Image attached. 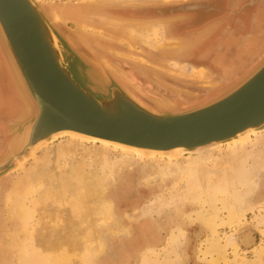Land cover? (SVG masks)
Instances as JSON below:
<instances>
[{"label":"bare ground","instance_id":"6f19581e","mask_svg":"<svg viewBox=\"0 0 264 264\" xmlns=\"http://www.w3.org/2000/svg\"><path fill=\"white\" fill-rule=\"evenodd\" d=\"M139 1L141 0H86V6L83 7L59 9L55 7L48 10V12L50 15L55 14L58 16L64 14L75 17L78 23L77 26L75 25L76 28L74 30L79 33L86 31L90 32V30L82 26V18L88 17L89 19L91 16H98L96 18L100 19L97 21L103 24L101 25L104 26L105 30L108 29L109 31L105 33L103 31V35L99 36V33L93 28L91 31L92 36H98L104 42H114L117 32L127 30L132 23L139 24L143 22H139V19L136 21L135 19V21L131 20L128 21L130 23L127 22L128 24L123 25L121 19L109 17L107 13L103 14L106 10L107 12L110 11L106 6L125 5L134 2L138 5ZM144 1V5L145 3H149V5H153L154 7H158L157 5H167V3H164V0H155V2L153 0ZM80 15H83V17H80ZM93 19L91 18V20ZM155 29L157 28L154 25H145L142 28H129L128 33L132 31L129 35L136 41L143 42L145 37L149 36L152 32L155 33ZM162 35H160V40L163 41L165 39L163 43H149L158 51L165 53L170 52L177 56L183 54L184 51L188 49L182 36V38H170L167 33ZM77 41L81 42L82 39L78 37ZM178 65L177 63L173 64L174 67H180ZM183 69L188 73L190 72L192 76L189 75V78L193 77L195 75L194 73H198L200 78L196 81L211 83L212 76L206 71L188 67H183ZM4 83H6V81ZM8 86L10 90L12 89L19 107L16 116L14 119L12 118L13 120L10 122L12 123L16 120H22L33 116L34 108L28 100L24 86L20 84L14 87L12 82ZM13 95L9 96L11 103ZM13 103L17 104L16 101H13ZM163 103L165 105L173 102L166 98L159 97L156 105H162ZM59 134L60 137H58L61 140L64 138L70 139L73 143H77V145L91 143L93 145H100L104 148L114 149L115 152L117 151L122 154V158L120 156V159L109 162L106 155L105 157L97 156V159L100 160L99 167H97L98 164H92L94 168H97L95 176L89 172L72 171L71 174L65 178V176L51 175L50 170H48V168L43 169L41 165H36V167L31 168H23L22 166L20 168L22 170L20 171L23 173L21 172L22 174L19 173V175L14 176L9 190H7L4 195H0V225L8 222V225L11 227L7 235L6 232L0 231V264H14L13 261L16 259V264H97V260L106 250L104 240L99 237L94 241H88V243H91L90 246L84 247L87 243L82 246L79 243V238L81 236L80 225L74 223L71 224L69 230L66 232L59 231L61 230L60 223L52 233L48 234V232L42 231L40 227L41 222H37L36 214L45 202L42 203L41 200H37L39 197L43 198L47 195H59L64 196V201L67 205L76 206L79 203H83L87 208L85 213L91 215L89 217H82L83 222H85V227L88 228V230L92 222L91 218L95 215L96 219L93 220V223L95 222L93 229L94 235H99V233H96L97 229L104 230L109 227V234L113 236L120 235L121 230L118 226L119 224L116 222L114 202L113 199L110 198L109 192L127 168L133 166V162L137 158L150 161L165 160L169 163L168 166L159 168L158 174L155 175V177L151 176L146 178L144 183L153 182L158 178L163 182H173L175 180V186L170 192L168 199L155 197L151 200L148 206L144 208L143 215L145 217H153V215L161 216L164 214L165 209L168 208L184 209L190 207L192 211L184 216L186 218L185 220L188 224H201L209 235L208 238L201 243L200 259L209 264H231L234 259H230L229 251H232L233 258L236 259L239 256V251L241 249L240 243L238 242L239 239L230 235L226 238L225 242H222L219 232L225 228L240 226L239 224L242 223L241 221L246 218L247 214L250 212L252 213L258 207L255 203L264 201V195L260 200L258 198L259 201L255 199L260 191V182L264 171V130H250L238 136L240 138H235L226 142L224 145H212L207 148L190 151L189 153H185L186 150L181 148L166 152L148 151L70 131ZM54 137L57 136L55 135ZM255 139H257L256 142H254ZM23 142L24 137L15 138L12 141L9 139L7 143L9 144V151H15ZM222 149H227L228 152L222 153L219 157L213 159L214 151H222ZM70 150V148H66L65 146L60 147L58 156L64 157L70 154ZM210 152H212V154H210ZM204 153H209V155L202 157L201 155ZM44 157H46L45 154L41 157H36L33 161H35V163L44 160L50 161L49 158L45 159ZM2 181H4V179H2ZM2 181L0 183H2ZM97 197H100V199L98 202H95V198ZM4 212H6V220L3 217ZM181 218L182 216L177 217V221L179 224L183 225L184 222ZM262 218L263 220L259 225H264V217ZM43 225L46 226V224ZM179 226L174 228L169 234L167 241L169 246H179L181 238L184 239L186 237V232ZM22 229H28V233L30 232L27 234V237L20 234ZM124 231L128 232L126 229ZM260 233L264 236V229H262ZM5 235L7 238H2V236ZM241 242L246 246H250L252 244V239L245 236ZM181 255L182 254L179 255L175 253L174 256H168L162 260L157 257L156 249H149L142 257L141 264H183L184 258ZM263 263L264 237L255 248L253 259L243 260V264Z\"/></svg>","mask_w":264,"mask_h":264},{"label":"water","instance_id":"95a60500","mask_svg":"<svg viewBox=\"0 0 264 264\" xmlns=\"http://www.w3.org/2000/svg\"><path fill=\"white\" fill-rule=\"evenodd\" d=\"M53 8L39 0H0L3 63L34 108L33 116L10 125L9 139L24 142L15 151L7 144L0 182L66 131L148 151L189 153L264 130V57L206 103L184 110L173 103L157 106L77 41L49 14Z\"/></svg>","mask_w":264,"mask_h":264},{"label":"rangeland","instance_id":"374dc122","mask_svg":"<svg viewBox=\"0 0 264 264\" xmlns=\"http://www.w3.org/2000/svg\"><path fill=\"white\" fill-rule=\"evenodd\" d=\"M39 1L43 4H50L56 7L57 9L67 8V7L77 8V7L86 6V0H39ZM169 1L170 0L167 1L164 0V3H167ZM171 1L172 3H175V5H167L164 7H157V8L145 7V6H149V3H145L144 5L143 4L145 2L144 0L139 1L138 5L136 2H134L125 5L106 6L108 9H110V11H108L109 12L108 13L107 10L105 9L106 12L104 11L105 13L103 12V14L107 13V16L109 17L121 19L123 25L130 23L128 21L131 20L135 21V19L136 21H138L139 19V22L140 21L143 22L139 24L132 23V25L129 28H135V27L142 28L145 25L156 26L157 29H155V33L152 32L151 34H149V36L144 38L143 42L136 41L131 35H129V33L132 32L129 31L128 33L129 28L125 30L126 32L125 31L117 32L116 39L113 37L114 42L113 41L104 42L100 37L92 36L91 31L93 28L96 29V32L99 33V36L103 35V31L104 33L109 31L108 29L105 30L104 26H102L103 24L97 21L100 19V18H96L98 16H93V17L91 16L89 17V19L88 17L87 18L84 17L85 19L82 18L81 19V22H83L82 26L86 27L88 30H90V32L86 31L80 33L74 30L78 23L75 17H70L64 14L63 15L60 14L58 16L61 21L62 20L64 21V22L62 21V23L70 31V34L72 36L74 35L80 37L82 39L83 45H85L90 50H92L93 53L100 60H102L109 68H111L117 75L120 76V79L124 81L126 80L125 81L126 83L129 82L130 86L133 87V90L136 93H138L140 96H142L145 100H148L152 104L157 102V100H151L145 94L140 92V89L137 88V85H134L131 79L135 78V76L140 78L139 83L145 88L147 87L148 89H152L154 87H160V89L166 91L175 98L181 96L196 100V103L183 105L181 104L182 103L181 99H171L173 104H177L180 109L183 110L191 109L193 107L206 103L210 99L214 98L215 96L219 95L224 90L232 86L233 85L232 83L236 81L235 79L236 77L232 78L231 81L227 83L226 81L224 82L223 80L224 79L226 80L236 72L238 74V68L224 69V67L219 62L218 60L219 56H217V54L220 55L224 53L223 50L227 51V49L216 48L217 49L216 53L209 52V54H207L205 46L199 43L200 44L198 47L199 49H197L196 51L200 52V50H204L206 54L202 56L200 55V53H197L196 51L195 52L193 51L191 53V51L194 50V48L197 47L198 44L194 45L192 44V42L189 43V41H185L188 46L187 47L188 49L184 51L183 54L176 56L175 54H172L170 52L165 53L153 48L150 45L153 42H159V43L164 42L165 39L164 40L162 39L163 41L160 40V35L164 33H167L170 38L177 37L176 32L173 33L171 31L172 23H174V27L177 28L185 24L184 22L186 20H184V18L186 17L187 14L189 16H193L192 15L193 11L184 12L185 9L184 10H180V9L185 7L191 8V5L199 0H190V1L171 0ZM190 8L188 9L192 10ZM166 12L167 14L180 13L178 15L184 17L176 16L172 19L165 18L164 15L166 14ZM81 16L83 17V15H80V17ZM91 18L94 19L91 20ZM189 18L193 19L192 17ZM181 29H183V31L185 32L184 28ZM71 35H69L70 38H72ZM202 36L203 35H201L199 39H201ZM255 52L256 50H254L251 53L253 54L252 57H248L244 61L247 62L246 64L249 67L253 64V62L255 63L258 62L259 61L258 58L264 57V53L261 54L259 57L260 53L256 54ZM190 56L196 61L195 63H190V64L185 63V59H187ZM196 56L197 59L194 58ZM226 56H229L230 58L233 57L235 58V55H231L229 53H227ZM0 59H1L0 65L1 68H3L4 66L2 65L4 63L1 54H0ZM232 61H234L233 63L234 67L240 66L239 64L241 61H239L238 63L235 62L236 61L235 59H233ZM176 63L179 64L178 66L180 67H174L173 64ZM252 66H254V64ZM183 67H188L192 69H195L194 67L204 68L206 70L208 69L209 71H212L215 76L212 77L210 84L204 83L202 81H196L197 79L200 78V75L198 73H194L195 77L193 76L189 78V75L190 76L192 75L190 74V72L188 73L186 70H184ZM212 68H215V70H213ZM204 69L202 70L206 71ZM4 71L6 70L4 69L3 72ZM221 78L224 79L222 80ZM10 83L11 82H9V84ZM11 95H13L12 89H11ZM12 97H13L12 102L16 101L17 103L15 95H13ZM159 97L166 98L164 96H159ZM15 105L17 106L16 109H18L19 108L18 103ZM5 107H7V105ZM10 125L11 123L8 124L7 128L3 129L6 135H5V142L1 144L0 157L3 155L9 140L8 133L10 131ZM256 141L257 139H255L254 142ZM64 146L66 148L71 149L70 154H67L64 157L58 156L59 148ZM44 148L43 149L45 151L42 149L43 151L42 150L39 151L36 157H41L43 156V154H45L46 157L44 158L45 159L49 158L51 162L44 160L42 162L35 163L33 159H35L36 157H34L27 160L24 163L23 168H31V167H36V165H41L43 169L48 168V170H50L51 172V175L55 174L57 176H65V178H67V176L71 174L72 171L87 172V173L89 172L90 174L92 173L93 176H95L97 173L96 172L97 168L96 167L94 168L92 164L95 165L98 164L97 167H99L100 160L97 159V156L105 157L106 155L109 162L112 161L114 162L116 159H120V156L122 158V154L118 153L117 151L115 152L114 149L104 148L101 147L100 145H93L91 143L77 145V143H73L70 139H65V138L62 140L59 139L55 143H51L50 145ZM227 152H228L227 149H222V151L221 150L214 151L213 159L215 157H219L222 153H227ZM210 154H212V152H210ZM208 155L209 153H204L201 156L206 157ZM168 165L169 163L165 160L150 161V160L137 158L134 160L133 166L131 168H127V170L119 177L115 185L111 188L109 192V196L110 198L113 199L114 202V207H115L114 212L117 220L116 222L117 224H119L118 226L120 227L121 230L120 235L113 236L109 234L108 229L110 227L104 230L97 229L96 233H99V235L98 236H96V234L94 235L93 229L95 222L93 223V220L96 219L95 215H93L91 218L92 222L90 223V229L88 230V228L85 227V222H83L82 217L83 216L89 217L91 215L89 213H85V210L87 208L84 206V204L79 203L76 206L67 205L66 202L64 201V196H59V195H54V196L47 195L43 198L42 197L38 198L37 201L41 200V202L42 203L45 202V204L39 209V212L36 214L37 217L36 219L38 220L37 222L38 223L41 222V226H40L41 230L48 232V234L54 232L55 228L59 223L61 229L59 231L62 232L68 231L72 223L80 225L81 236L79 238V243L82 246L87 243V245H84V247L90 246L91 243H88V241H94L96 238L99 237L103 239L106 245V250L105 253L102 254L97 260V264H141L142 257L148 252L149 249H156L157 257H159V259L162 260L167 258L168 256H174L175 253H178L179 255L182 254L181 256L184 258L183 264H209L208 262L202 261L200 259L201 243L204 242V240L207 239L209 235L207 231H205V229L201 226V224L199 223L188 224V222L185 220L186 218L184 216H186L189 212L192 211L190 207L184 209L168 208L165 209L164 214H162L161 216L153 215V217L152 216L145 217L143 215L144 208L148 206L151 200H153L155 197H161L167 200L170 192L173 190V187L175 186L174 184L175 180L173 182L172 181L163 182L158 178L153 182L151 181L149 183H144L146 178L151 176L155 177V175L158 174L159 168L166 167ZM20 170L22 169L19 168L14 172L10 173V175L6 176L4 178V181L0 183V195H4V193L7 192V190H9L10 184L14 176L19 175V173L20 174L23 173ZM260 184H261L260 191L255 198L256 200H258V198L260 200V198H262V196L264 195V171L262 173ZM99 199L100 197L95 198V202H98ZM261 202L255 203L258 207L252 213L250 212L247 214L246 218H244L241 221L242 223L239 224L240 226L225 228L220 230L219 232L220 234L219 236L222 242H225L226 238L230 235L239 239L238 242L240 243V248H241L239 251V256L235 259L233 258V254L231 253L232 251L231 250L229 251L230 259L231 258L234 259V261H232L231 264H243L244 259L252 260L254 257L255 248L258 246V244H260L261 240L264 237L260 233L261 230L264 229V225L262 224L259 225L263 220L262 217H264V201ZM181 216H182L181 219L184 222L183 225L179 224L177 221V217H181ZM3 217L6 220V212L3 213ZM43 224H46V226H44ZM178 226L182 227L183 230L186 232L185 235L186 237L184 239L181 238L179 246L178 245L177 247L169 246L167 244L169 234L174 228H177ZM125 229L128 232H125L124 231ZM10 230L11 227L8 225V222L4 224L2 223V225H0V231L6 232V235L7 233L9 234ZM20 232H21L20 234H22L24 237H27L28 236L27 234L30 233V232L28 233V229H22ZM6 235L2 236V238L6 239L7 238ZM245 236H248L252 239V244L250 246H246L241 242ZM16 261L17 259L13 261L14 264H16Z\"/></svg>","mask_w":264,"mask_h":264},{"label":"flooded vegetation","instance_id":"af4514ba","mask_svg":"<svg viewBox=\"0 0 264 264\" xmlns=\"http://www.w3.org/2000/svg\"><path fill=\"white\" fill-rule=\"evenodd\" d=\"M235 1L236 0H199L197 2H194L191 5V8L190 7L181 8L180 10L185 9L184 12L193 11L192 12L193 16H189L187 14L186 17L184 18V20L186 21L185 22L183 21L185 24L177 28L171 27V31L173 33L176 32L177 38L183 37V39L185 41H189V43L192 42V44L194 45L198 44L197 47H195L196 49L194 48V50H192L191 53L199 49L198 47L200 44H203L205 46L207 54H209V52L216 53L217 52L216 48L223 49L219 35L223 36V35L229 34V35H232V37H234V32H236L235 30L240 31V33H244L249 38H252L255 35L256 42L260 46H258V44H256L257 45L256 47L255 45H252L250 46V50H253L254 48L257 52L260 51V53L261 52L264 53V22L263 20H261V22H258L259 27H260L258 28V30H257V26L254 23L255 17L257 18H259V16L262 17L261 14L262 12H264V0H258V1L257 0H240L242 2L240 7H238V5H235L236 4ZM188 8L192 10H189ZM178 14L180 13H177V14L168 13L167 14L166 12L164 17L169 18V19H172L176 16L184 17ZM246 15L248 17L246 25H244V23L241 25H238L241 22L240 16H246ZM189 17H192L193 19H190ZM181 28H184L185 32ZM201 35H203V37L200 40V42H198L197 39ZM206 53H203L202 56L205 55ZM217 56L220 57L222 55L217 54ZM252 56L253 54L249 55V57H252ZM226 58H228L229 61L231 59L229 56H226ZM195 59H197V57ZM228 59H226L225 62H222V61L220 62L222 64H228L229 66L234 68L231 65V63H229ZM195 62L196 61L191 56L185 59V63H188V64L195 63ZM246 63L247 62L242 63L243 64L242 67L246 66L247 65ZM231 67L230 69H232ZM194 68L196 70L204 69V68L199 69L198 67H194ZM212 69L215 70V68H212ZM224 69H227V67H225ZM206 72L209 73L212 77L215 76L213 72L209 71L208 69L206 70ZM0 74L1 75L3 74L1 65H0ZM236 75H237V72L235 74H232L226 80L224 78H223L224 80L222 78L221 79L224 82L226 81L227 83L231 81L232 78L236 77ZM131 80L133 81L134 85H137V88L140 89V92L145 94L151 100H158L159 96H164L167 99L169 98L168 100L181 99L182 101L181 104L183 105H189V104L196 103V100H193L191 98H186V97H181V96H178L175 98L169 93H167L166 91L160 89V87H154L152 89H147V87L145 88L139 83L140 78L137 76H135V78H132ZM3 81H6L4 77L2 79L0 78V96H1L0 97V149H1V144L5 142L6 134L3 129L7 128L8 124L11 123L10 121L12 120V118H14L16 116V113L18 112L16 109L17 106L15 105V103L13 102L11 103L9 100V96L11 95V90L8 86L9 82L6 81L7 83H4ZM6 105L7 107H5Z\"/></svg>","mask_w":264,"mask_h":264},{"label":"crops","instance_id":"0c3cea01","mask_svg":"<svg viewBox=\"0 0 264 264\" xmlns=\"http://www.w3.org/2000/svg\"><path fill=\"white\" fill-rule=\"evenodd\" d=\"M235 5H238V7H240L241 6V4H242V2L240 1V0H236L235 1ZM261 16L262 17H260L259 16V18H257V17H255V21H254V23H255V25L257 26V30H258V28H260L259 27V23L258 22H261V20H263V22H264V12H262V14H261ZM240 18H241V22L238 24V25H241V24H243L244 23V25H246V22H247V15L246 16H240ZM172 27L173 28H175L174 27V23H172ZM236 32H234V37H232V35H223V36H220L219 35V38H220V40H221V43H222V48L223 49H227V51H225V50H223L224 51V53H222L221 55L222 56H220L219 58L220 59H218L219 60V62L220 61H222V62H225V60L226 59H228V58H226V55H227V53H229V54H231V55H235V58L233 57V58H231L230 59V61H229V59H228V61H229V63H231V65L234 67V65H233V63H234V61H232L231 62V60H233V59H235L236 61L235 62H239V61H241L240 62V66H237V67H234V68H238V74L236 75V81H238V80H240L242 77H244L248 72H250L257 64H258V62L262 59V58H258L259 59V61L258 62H253V64H254V66H244V67H241L243 64L242 63H244V61H245V59L247 58V57H249V55L252 53V51L253 50H255L254 48H253V50H250V46H252V45H255V47L257 46L256 44H258L257 42H256V37H255V35H254V37H252V38H249L247 35H245L244 33H240V31H237V30H235ZM203 37V36H202ZM202 37H201V39H202ZM214 38V37H213ZM201 39H197L198 41H200ZM258 46H260L259 44H258ZM249 48V49H248ZM250 50V51H249ZM259 51V50H258ZM257 52V51H256ZM198 53H200L201 55L203 54V53H205L204 52V50H200V52H198ZM260 53V51L258 52V53H256V54H259ZM224 54H226V55H224ZM261 54H263L262 52L259 54V57H260V55ZM247 56V57H246ZM240 58H242V59H240ZM257 59V60H258ZM256 60V61H257ZM221 63V62H220ZM1 64H3V63H1ZM4 65V64H3ZM2 65V66H3ZM221 65L225 68V67H227V68H230L231 66H229L228 64H222L221 63ZM232 68V67H231ZM1 69H5L6 71H4L3 72V74L5 75H1L0 74V78L2 79L3 77H4V79L7 81V82H10L11 80H10V75H9V73H8V70H7V68L5 67V65H4V67L3 68H1ZM235 81V82H236ZM3 82H5V81H3ZM6 82V83H7ZM235 82H233L232 84H234Z\"/></svg>","mask_w":264,"mask_h":264}]
</instances>
